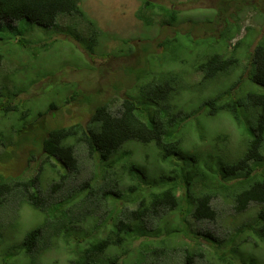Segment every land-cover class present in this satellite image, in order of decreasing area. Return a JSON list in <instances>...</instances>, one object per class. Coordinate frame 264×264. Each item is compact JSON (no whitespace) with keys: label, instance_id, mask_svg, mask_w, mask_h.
<instances>
[{"label":"trees","instance_id":"obj_1","mask_svg":"<svg viewBox=\"0 0 264 264\" xmlns=\"http://www.w3.org/2000/svg\"><path fill=\"white\" fill-rule=\"evenodd\" d=\"M177 14L171 11L170 23L176 21ZM60 15L84 17L79 0H0V30H5L4 26L8 28L0 35V66L6 49L10 52L8 49L14 45L7 33L16 30L13 33L18 34V21L48 28ZM224 22L226 27L217 36L218 39L225 36L223 39L228 41L221 48L222 53H198L202 62L196 66L201 73L200 81L218 91L201 101L195 112L206 109L205 114L211 116L224 111L240 130L236 148L233 152L229 150V156H223L228 135L219 134L214 138L216 150L222 153L215 168L204 163L200 169L201 153L198 152H188L178 161L173 160L184 142L177 127L178 119L184 120L195 113L174 111L172 99L185 88L179 72L158 75L140 87L147 104L157 109L155 112L145 114L139 102L122 95L118 96L120 102L115 109L107 102L93 107L86 124L54 127L42 135L39 130L44 127L43 113L58 106L50 103L46 112H39L33 120H28L29 108L18 106L12 97L19 93L17 86L8 82L0 84V120L7 118L12 127L15 121L23 120V125L13 130L10 147L40 148L38 154L30 151L28 167H34L33 174L14 178L0 175V224H8V212L17 217L22 205L38 210L41 215L40 224L25 234L17 250L41 260L43 254L55 250L65 254L67 264H146L147 261L159 264L168 255L167 251L174 249V239L185 232L182 222L187 215L194 221L216 220L217 211L213 206L216 199L233 205L235 214L248 211L252 205H264V170L253 173L254 166L264 163V40L250 51L249 45H244L247 34L232 44L240 25L235 23L233 32ZM95 32L93 29L92 34ZM166 42H160L159 46ZM242 57L248 59L251 67L247 76L249 83L239 89L245 91L236 94L234 91L240 83L237 70ZM74 98V94L70 95L62 105ZM130 141L152 143L159 159L174 166L152 182L146 179L145 169L132 162L122 164L120 170L108 165L101 175V182L105 184L93 182L92 177L82 183L73 182L84 162L107 161ZM1 155L0 159L8 158ZM199 178L204 179L202 187L192 189ZM221 180L229 183L223 184ZM183 204L186 218L179 220L180 230L169 222L168 215L182 213ZM99 208L104 212H99ZM256 216L264 232V211L258 210ZM139 238L142 239L139 245L132 247L133 241ZM179 248L182 264H196L204 257L196 248ZM220 262L236 264L224 254Z\"/></svg>","mask_w":264,"mask_h":264},{"label":"rangeland","instance_id":"obj_2","mask_svg":"<svg viewBox=\"0 0 264 264\" xmlns=\"http://www.w3.org/2000/svg\"><path fill=\"white\" fill-rule=\"evenodd\" d=\"M79 6L84 17L60 15L48 28L20 20L18 34L13 33L16 30L7 33L14 45L8 49L10 52L4 46L0 84L8 82L17 86L19 93L12 97L18 106L29 108L28 120H33L39 112H46L50 103L58 106V109L43 113L44 127L39 130L40 135L54 127L84 125L93 107L107 102L115 109L120 102L118 96L122 95L139 102L145 114L155 112L157 109L147 104L140 87L169 71L179 72L185 86L181 94L172 99L174 111L195 112L201 101L218 91L207 88L206 82L200 81L201 73L196 66L202 60L197 54L222 53L221 48L228 41L223 39L225 36L221 39L217 36L226 27L224 21L233 32L235 23L240 25V32L232 44L247 34L244 45H249L250 51L257 42L264 40V0H79ZM171 11L178 12L173 23H170ZM93 29L95 34H92ZM5 30H0V35ZM164 40L167 42L159 46ZM250 70L248 59L242 57L237 70L240 83L234 91L236 94L245 91L239 90L241 86H248ZM72 94L75 98L62 105ZM242 109L247 114L246 108ZM205 111L178 119L177 127L184 142L179 155L173 157L174 161L188 152H198L201 153L200 169L204 163L217 167L222 153L216 150L214 138L219 134L229 137L223 156L235 150L240 130L231 116L224 111L210 116ZM22 125L23 120L15 121L13 127L7 118L0 120V155L8 157L0 159V175L4 178L34 173V167H28V159L30 151L40 152L39 146L13 148L9 145L13 130ZM129 162L144 168L149 182L174 166V163L159 159L152 143L130 141L107 161L84 162L73 182L82 183L92 177L93 182L105 184L101 182V175L108 165L120 170L122 164ZM263 170L264 163L254 166L253 173L260 174ZM203 182L202 178L195 180L192 189H200ZM221 183L229 181L221 180ZM213 206L217 211L214 221H194L188 215L184 219L185 204L182 213L176 211L168 215L169 222L180 230L178 222L184 219L185 232L174 239L173 244L177 246L167 251L168 255L159 264H182L179 246L204 253L196 264H226L220 262L223 254L236 264H264V232L256 218L258 210L264 211V205H252L241 214H235L233 205L222 199L214 200ZM98 210L104 212L102 208ZM18 213L14 218L8 212V224H0V264H67L65 254L55 250L43 254L42 260L32 259L17 250L25 234L41 222L39 211L28 205H22ZM245 225L247 228L243 229ZM239 229L242 231L238 232ZM141 240H134L132 247H137Z\"/></svg>","mask_w":264,"mask_h":264},{"label":"clouds","instance_id":"obj_3","mask_svg":"<svg viewBox=\"0 0 264 264\" xmlns=\"http://www.w3.org/2000/svg\"><path fill=\"white\" fill-rule=\"evenodd\" d=\"M133 163V162H132ZM136 165V164H135Z\"/></svg>","mask_w":264,"mask_h":264}]
</instances>
